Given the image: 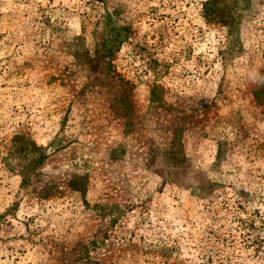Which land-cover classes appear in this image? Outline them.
Wrapping results in <instances>:
<instances>
[{
	"label": "rangeland",
	"instance_id": "374dc122",
	"mask_svg": "<svg viewBox=\"0 0 264 264\" xmlns=\"http://www.w3.org/2000/svg\"><path fill=\"white\" fill-rule=\"evenodd\" d=\"M0 264H264V0H0Z\"/></svg>",
	"mask_w": 264,
	"mask_h": 264
},
{
	"label": "trees",
	"instance_id": "16d2710c",
	"mask_svg": "<svg viewBox=\"0 0 264 264\" xmlns=\"http://www.w3.org/2000/svg\"><path fill=\"white\" fill-rule=\"evenodd\" d=\"M72 187H73V190L82 191V190H80V189H82L83 184H81V182H75V183L72 185Z\"/></svg>",
	"mask_w": 264,
	"mask_h": 264
}]
</instances>
